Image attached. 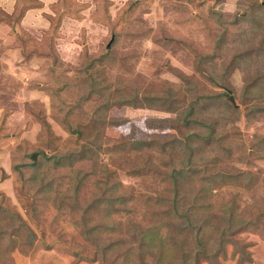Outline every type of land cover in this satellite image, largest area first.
<instances>
[{
  "label": "rangeland",
  "instance_id": "rangeland-1",
  "mask_svg": "<svg viewBox=\"0 0 264 264\" xmlns=\"http://www.w3.org/2000/svg\"><path fill=\"white\" fill-rule=\"evenodd\" d=\"M39 2L26 9L19 6L9 14L4 10L5 1L0 0V196L27 220L36 235L28 253L13 250L10 264H119L120 253L127 247L134 262L124 264H139L141 227L153 219L169 223L166 209L173 215L170 202L156 204L152 199L171 197L173 189L164 174L169 165L162 147L129 146L135 129L146 141H163L172 129L151 121L175 116L161 107L140 105L145 104L144 97L166 99L171 95L169 103L177 104L181 114L185 107L194 106L198 113L193 117L200 120L204 115L211 121L215 115L210 108L215 111L222 102L207 94L219 91L229 92L231 97L226 99L240 109L239 117L219 127L220 142L218 136L216 142L199 139L194 152L199 155L206 146L215 145L211 154L219 157L208 165L209 170L227 171L238 179L214 185L203 201L208 205L206 211L217 215L224 213L226 204L235 206L237 231L232 239L250 253L251 260L246 261L240 249L227 243L216 261L264 264V152L255 154L253 147L264 133V110L253 117L246 115L251 113V101L240 98L244 87L241 68L228 66L232 49L220 52L216 48L221 29L212 15L218 10L239 16L244 8L241 3L247 1L56 0L49 7ZM37 8L44 9L39 12L44 20L32 22L29 15ZM85 8L88 12L84 14ZM17 12L27 13L24 21L22 15L16 20ZM76 12L82 18L74 17ZM235 31L229 26L225 38ZM196 53L213 54L218 73L227 67L221 85L198 70ZM89 58L94 59L93 66ZM204 62V67L211 65ZM93 79L100 81L95 85L99 91H90ZM135 94L134 106L114 101ZM106 99L110 100L108 108L102 104ZM259 103L264 105V100ZM172 125L184 132L202 128L184 125L179 119ZM59 153H75L72 157L82 182L77 184L75 172L65 167H49L50 157ZM85 153L87 157H83ZM34 154L50 182L47 191H39V183L30 180ZM21 163L27 166H19ZM112 182L118 183V192L129 195V201L117 206L105 224L82 225V218L94 206L96 191ZM200 187L190 184L187 189L198 191ZM74 198L77 205H73ZM146 203L153 205L147 207ZM122 207L124 210H117ZM173 226L164 225L161 234L172 232ZM90 227L93 231L84 233ZM108 244L115 247L103 259L102 247ZM191 248L196 250L193 244ZM174 249L181 256L176 246ZM191 258L195 264H212L205 255Z\"/></svg>",
  "mask_w": 264,
  "mask_h": 264
},
{
  "label": "trees",
  "instance_id": "trees-1",
  "mask_svg": "<svg viewBox=\"0 0 264 264\" xmlns=\"http://www.w3.org/2000/svg\"><path fill=\"white\" fill-rule=\"evenodd\" d=\"M27 1L28 0H16L15 8L20 9L19 6H22L26 9L29 8V6L40 3L37 0ZM246 1V5L241 3L244 8L239 16L236 14L231 15L223 13L218 10H213L212 15L215 18V23H217L220 26L219 29H221V33L217 34L215 46L217 49H221L220 52H224L226 49H232L228 66L234 67L238 64L241 68L244 87L240 98L251 101L249 107L251 113L247 112L246 115L253 117L257 112L264 110V105L259 103L262 99L264 100V0ZM22 13L23 12H17V21L23 16ZM63 17L64 14L58 18L60 22ZM74 17L80 19L82 15L76 12ZM50 18L52 19V16H50ZM229 26L235 27L236 31L233 33V36L228 39L225 37ZM224 43H227V45H223ZM55 59L56 54L54 55V60ZM89 59L91 60L90 65H92L94 59ZM196 59L198 70L213 84L221 85L225 77L224 74L228 71L227 67L221 73L215 71L212 64L213 54L201 55L196 53ZM205 60L211 63L209 67L202 66V63L205 65ZM183 79L186 81L188 78L183 76ZM98 81L97 79L92 80V83L89 85L91 92L96 89L99 91V89L95 87ZM207 95L222 102L218 107H215V111L213 108H210V110L213 111L211 113L215 115V118L211 121H207L202 114L203 119L200 118L199 120L197 117H193L198 113L194 106L190 108L185 107L186 110L184 109L182 115L179 112L177 104L175 105L173 102L169 103L171 95L166 99H162L160 96L144 97L145 104L142 103V105H140L148 108L161 107L164 111L175 114V116L168 117L165 120L152 119L151 121H156L158 125L155 123V126L162 127L163 129H172V132L169 133V137L163 141H159L157 144L154 141H146V137H144L143 133L141 132L139 134L140 131L135 129L136 131H134V136L129 146V148L135 147L139 149H142L144 146L154 145L162 147L166 152L167 163L169 165V169L164 170V174L169 176L173 189V195L171 197L159 196L152 199L156 204H162L167 201L170 202L173 208V215L171 216L170 209H166L165 214L166 216L169 215V223L164 224L162 223L163 221L159 222L153 219L151 224L141 227L139 230V239L142 255H138L139 264H195V261L191 257L197 255H205L207 258L209 257V261L212 264H220L216 261V258L219 254L223 256L227 243H232L235 248L237 247V249H240L246 261L250 262L251 260L250 253L242 250L243 247L238 244L236 245V241L232 239L233 234L237 231V227L234 224L235 220H237L235 206L233 204H226L223 208L224 213L217 215L206 211L208 205L203 201L205 195L210 194L214 185L233 180L236 181L238 179L237 175H233L227 171L224 173L209 170L208 165L211 164V162H216L219 157V154H211V151H216L215 145L214 147H210V149L206 146V149L203 148L204 150L201 154L195 155L194 148L197 140L201 139L205 141L208 139L216 142L218 136L216 132L219 127L224 126L227 122L234 121L240 114V109L232 106V101L230 100V102L226 99V96L231 97L228 91H219L215 94ZM123 97L124 96H120L114 99V101L117 104H127L128 106L135 105L134 100L136 99V94L133 95L132 98ZM109 101V99L103 101L102 104L105 108H108ZM165 101L168 103H164ZM179 114L182 115V119H180ZM178 119L181 120L184 125L197 124L202 128L195 132L189 130L184 132L181 130L180 126L176 127L172 125V123H176ZM219 137L220 136H218L217 141L220 142ZM183 146L186 148V151L183 150ZM200 147L204 146L200 145ZM253 147L255 154L264 152V133L253 143ZM84 149L85 148H82L81 151L79 150L81 154L84 152ZM229 149L228 151L230 154L231 150ZM208 150H210L209 154L207 153ZM181 151L183 153H181ZM179 153L182 154V158ZM74 154L75 153H59L50 157L51 159L48 161H51L49 167L54 164V168L65 167L66 171L75 172L74 175L76 177V183L78 184L82 182L84 178L80 173V169L75 166L76 161L72 157ZM175 156H178V158ZM83 157H87L86 153ZM83 157H80L79 163L83 162ZM31 159L32 162L30 164L33 166V169L30 173V180L39 183V191H47L49 188H47V185L50 186V182L46 181L45 174H42L40 171L38 161L34 160L35 158L32 157ZM199 164H203V168L199 167ZM19 166H27V164L21 163ZM195 182L197 184H195ZM190 184L196 185L198 188L199 186L201 187L198 191L189 190L187 188ZM117 188L118 183L112 182L109 185H105L104 189L96 191V196L93 198L94 206L89 210V216L82 218V225L105 224L106 218L113 215V210L117 206L124 205L129 201V195H127L126 192H118ZM183 197H186V199L183 200ZM180 198H182V200ZM75 200L74 198L73 202ZM187 203L190 205H187ZM73 205H77V201H75ZM145 205L148 207L153 204L146 203ZM123 208L124 207L117 210H124ZM152 215L157 216L155 213ZM228 221L231 222L229 225H227ZM164 225L178 226H173L172 232L167 230V233L165 231L166 234L162 235L161 229ZM240 225H242V221ZM89 231H93L91 227L84 233H89ZM192 233L193 235H191ZM35 237L36 235L27 220L24 219L12 205L6 203V198L4 196H0V264L11 263L10 260L13 250L28 253L35 243ZM114 244L119 248L122 247L120 242ZM191 244L194 245L195 251L191 248ZM174 246L177 247V251L181 256L176 254ZM113 247L115 246L111 244L102 247V253H105L103 259L108 257V250ZM120 254L119 264L131 263L132 260L134 262L133 252L130 247H127ZM103 264H108V262L104 261Z\"/></svg>",
  "mask_w": 264,
  "mask_h": 264
},
{
  "label": "crops",
  "instance_id": "crops-1",
  "mask_svg": "<svg viewBox=\"0 0 264 264\" xmlns=\"http://www.w3.org/2000/svg\"><path fill=\"white\" fill-rule=\"evenodd\" d=\"M5 1V3H6V9H4V10H6V12L7 13H12V11H14V4H15V2H16V0L14 1V0H4ZM39 1H41L42 3H43V6H47L48 5V7L50 6L49 4V2H51V4H52V2H56V0H39ZM113 2V1H112ZM113 4V3H112ZM114 5L115 4H113L112 6L114 7ZM116 6V5H115ZM42 8H37L36 10H35V14L33 15V13H32V15H29L30 17L29 18H31V21L32 22H34L35 20H36V22H39L40 20H44V17L42 16V14L40 15L39 14V12L41 13V12H43L44 11V9H42ZM84 10H86V11H84ZM83 10V13L85 14L86 12H88L87 11V9L85 8ZM44 13H47V12H44ZM25 16H27V13H25V15L21 18V21H24L25 20ZM84 19H86V18H84ZM84 19H82V20H84ZM81 21V20H80ZM38 25V24H37Z\"/></svg>",
  "mask_w": 264,
  "mask_h": 264
},
{
  "label": "water",
  "instance_id": "water-1",
  "mask_svg": "<svg viewBox=\"0 0 264 264\" xmlns=\"http://www.w3.org/2000/svg\"><path fill=\"white\" fill-rule=\"evenodd\" d=\"M34 156H35V154L34 155H32V157L34 158Z\"/></svg>",
  "mask_w": 264,
  "mask_h": 264
}]
</instances>
